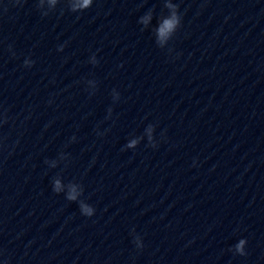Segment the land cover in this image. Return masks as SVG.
I'll list each match as a JSON object with an SVG mask.
<instances>
[{
  "label": "water",
  "instance_id": "1",
  "mask_svg": "<svg viewBox=\"0 0 264 264\" xmlns=\"http://www.w3.org/2000/svg\"><path fill=\"white\" fill-rule=\"evenodd\" d=\"M5 112L0 264H264V0H0Z\"/></svg>",
  "mask_w": 264,
  "mask_h": 264
},
{
  "label": "clouds",
  "instance_id": "2",
  "mask_svg": "<svg viewBox=\"0 0 264 264\" xmlns=\"http://www.w3.org/2000/svg\"><path fill=\"white\" fill-rule=\"evenodd\" d=\"M14 2L16 4H20L21 0H14ZM48 3L52 10L56 8L57 4L60 3V0H48ZM67 3L72 12H83L92 6L93 0H67ZM43 4H44V0H39L40 8L43 7ZM167 7L171 10V13L167 18H165L162 21V23L157 28V36L158 39L161 41L173 38L177 30L181 27L182 17L179 12V5L170 3L167 5ZM5 11H7V9H5ZM44 15H48V12H45ZM151 19H152V15L151 13H148L140 18L139 23H141L144 26H147L148 23L151 21ZM58 50L63 51L64 46L61 45ZM13 55H15V53H13ZM90 62L94 65L99 63L95 55L91 57ZM34 63H35L34 60H32L31 58H27L24 61V66L30 68L34 65ZM88 83L93 87H95V83H96L95 81H88ZM113 96L115 100H119L120 98L119 93L116 92L115 90H113ZM108 111H109V116H111L112 109L110 108ZM0 122L2 123L8 122V117L6 112L0 113ZM154 133H155V126L149 124L148 127L146 128V135L149 145L153 148L157 147V143L154 138ZM142 139L143 137L130 140L126 145V148L135 149L140 144ZM73 140H75V137H73ZM0 147H2V144H0ZM63 158L65 157L64 154L62 153L61 159ZM46 163H49L50 166L53 168L56 167L55 161H46ZM68 189L69 190L66 194V199L73 202H79V207L83 215L88 217L93 216L95 214V208L80 199V197L83 195V187L76 184H69ZM53 191L58 194L64 191V185L59 177H56L53 180ZM137 240L140 241L138 246L142 248L143 242L140 239V237H137ZM246 245H247V240L240 239L238 243L234 246V251L239 255H246Z\"/></svg>",
  "mask_w": 264,
  "mask_h": 264
}]
</instances>
